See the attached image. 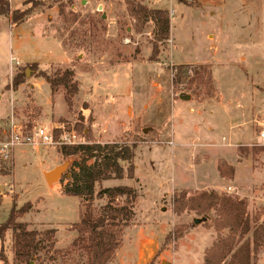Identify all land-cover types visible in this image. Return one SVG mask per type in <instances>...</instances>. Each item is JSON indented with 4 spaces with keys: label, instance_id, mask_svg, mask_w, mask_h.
<instances>
[{
    "label": "rangeland",
    "instance_id": "rangeland-1",
    "mask_svg": "<svg viewBox=\"0 0 264 264\" xmlns=\"http://www.w3.org/2000/svg\"><path fill=\"white\" fill-rule=\"evenodd\" d=\"M28 1L10 0L15 9L35 7L29 23L17 29L11 19L0 20V120L9 114L1 123L0 140L14 120L27 131L66 123L81 136L82 144L136 145L135 176L131 179L126 172L124 178L139 196L136 219L124 229L122 244L108 264H204L207 251L228 230L216 229V210L198 215L176 207V201L180 208L201 193L215 192L242 202L251 225L264 224V0H208L204 7L200 0H75L73 4L35 0L38 3L25 6ZM138 6L170 13L167 41L158 42L155 24L133 14ZM43 24L47 34L63 44L72 67L35 70L11 63L13 54L36 51L40 58L53 54L54 49L32 35ZM154 45L159 49L156 54ZM67 69L81 83L78 98L88 103L74 104L73 99L69 105L61 89L52 115L50 85L39 84L36 94L42 113L29 81L39 72L54 76ZM18 74L24 75L26 86L17 93L12 81ZM102 75L111 76L109 89L102 87ZM182 96L204 105L194 113L188 106L176 112L174 103ZM213 110L215 143H207V148L202 145L207 129L195 134L196 122L188 115ZM174 127L175 138L189 143L179 160L168 149L176 142ZM58 150L60 146H18L8 160L0 155V226L14 206L20 210L31 204L19 222L38 232L55 230L57 238L54 249L45 240L34 264H88L86 252L73 245L79 236L73 227L86 206L59 188L70 181L78 158H64ZM58 165L66 166L62 180L49 185L46 171ZM218 176L223 180L220 185ZM123 184L108 180L97 184L96 191ZM107 201H94L90 210L96 217ZM123 203L120 199L118 204ZM196 220L200 222L195 225ZM0 241L7 264H14L12 231ZM257 264H264V247Z\"/></svg>",
    "mask_w": 264,
    "mask_h": 264
},
{
    "label": "trees",
    "instance_id": "trees-1",
    "mask_svg": "<svg viewBox=\"0 0 264 264\" xmlns=\"http://www.w3.org/2000/svg\"><path fill=\"white\" fill-rule=\"evenodd\" d=\"M73 1L75 0H68L70 4H73ZM31 2L38 3L29 0L24 5ZM34 8L12 10L10 0H0V16L10 18L14 26L24 23L34 12ZM133 14L155 24L158 42L169 39L171 19L168 11L138 6L137 10H133ZM158 50L157 45H154L155 54L159 52ZM30 66L35 70L39 68L37 64ZM23 76L18 74L13 78V89H18L24 83ZM74 76V71L67 69L57 71L54 76L39 72L37 77L45 79L53 95L63 89L65 99L70 105L79 92ZM135 150L136 145L130 146L128 143L120 142L104 144L92 142L60 147L59 152L64 158H78L70 170V181L63 186V194L80 198L86 206V211L81 212L80 222L73 227L79 233L73 245L81 247L86 252L88 264H108L113 260L122 244L124 229L129 227L135 218L134 206L139 196L134 188L118 186L101 188L98 193L96 191L97 184L108 180H122L126 172L129 178H134ZM125 165H128L127 169ZM221 174L224 175L222 170ZM103 198H107L108 201L103 206L102 214L96 217L90 207L96 199ZM120 199H124L122 205L118 204ZM176 207L179 211L185 208L193 210L198 215L216 210L218 214L216 229L219 232L228 230V234L224 237L219 235L218 241L207 251L204 264H257L259 253L264 247V224L253 227L242 202L212 192L192 197L180 208L176 201ZM31 209V204L20 210H16L14 206L7 222L0 226V239L5 237L7 231H12L14 264L34 263V257L39 256L45 249L43 244L46 239L54 249L55 230L30 231L28 225L17 222L18 218ZM0 261L7 264L3 248L0 251Z\"/></svg>",
    "mask_w": 264,
    "mask_h": 264
},
{
    "label": "crops",
    "instance_id": "crops-1",
    "mask_svg": "<svg viewBox=\"0 0 264 264\" xmlns=\"http://www.w3.org/2000/svg\"><path fill=\"white\" fill-rule=\"evenodd\" d=\"M200 2H202V5H203L202 7H204V6H206V4L210 3L208 0H200ZM11 9L12 10H18V9L13 8L12 6H11ZM32 14L28 17V19L24 23H22V25L29 23V21H30L29 19L32 16ZM211 15H215V14L212 12ZM4 19L8 21V19H10V18L4 17V16H0V20H4ZM19 26H16V28L18 29ZM13 27L14 26H12V29H13ZM36 29L37 30L36 31H33L32 35L36 39H39L41 44H44V45H46V46L51 47L52 49H54L53 50V54L46 53L42 58H40L38 56V54H37L36 51L35 52L26 53V54L19 53L17 56H15V54H13V56L11 57V63H14L12 59H16L20 63V65L37 64L41 68H47V67H50L52 65H54V66L55 65L56 66H61V67H72L71 58L67 54V52L65 51V49L63 47V44L54 35L47 34V32L45 31V24L37 27ZM19 51H20V49H19ZM54 57H56L57 59H54ZM203 63H205V62H203ZM203 63H198V64H203ZM186 64H196V63H186ZM12 65H11V73H12V69H13ZM77 77H78V75H77ZM110 77L111 76H105V75H102V77H100V81H101V79H103V82L102 83H104L103 85L101 84L102 87L105 86V87H108V89L110 88L109 87L110 86L109 85V83H110L109 78ZM123 78L124 77L121 74L119 76L120 81H122ZM76 80L79 82L78 79H75V82H76ZM29 82H31L30 84H33V86H34L33 96L36 99V106L43 113V108L41 106V102L39 101V97L36 94V91H37V87L39 86V84L43 85V84H48V83L43 78L42 79L33 78L32 81H29ZM25 86H26V84H22L19 87V90L17 91V93L18 92H21L23 90L22 88H24ZM48 86H49V84H48ZM80 87H81V83L79 82V91H80ZM49 88H50V86H49ZM93 88L95 89V81H94V84H93ZM114 89H116V88H114ZM99 90H100L99 92H104L103 88L101 89L100 86H99ZM129 91H130V89L128 90V93H129ZM90 92L92 93L91 90H88V93H90ZM110 92H112V89H110ZM58 93L61 94V90L59 92H57L55 95H53L52 94V91H51V88H50V104L52 106V115L55 113V106H54L55 105V102L54 101H55L56 97H58ZM78 95H79V92H78V94L74 98V104H75V101L77 103H79V100H82V99H79L78 98ZM126 95H128V94H126ZM63 98L65 99V96H63ZM82 102L85 103L86 101L82 100ZM86 103H88V102H86ZM193 104L195 105V108L194 109H192ZM203 105H204L203 102H197V101H194L191 98L188 99V100L182 99V101H175V103H174V109L173 110L177 112V111L181 110L182 108H186L188 106V108L191 109V112L194 113L195 112L194 111L195 109L200 108ZM212 106L215 107V104H213ZM68 110H69V108H68ZM8 115L9 114H6L0 120V126H1V123H2L3 119L6 116H8ZM178 116H180V114ZM178 116H176V118H173V123L174 124H175V122L177 124V122L179 120V118H177ZM45 118H46V116H45ZM188 118H190L192 121L196 122V124L194 123V125H193L194 126L193 127V131H195V134H197L199 131H203L204 129H207V132H204L203 131L204 133H207V134H204V138L205 139L203 140V144H202L203 146H206L207 148H209L208 147L209 144L215 143V135L213 134L214 133V128H215V110H213V112H210L209 114L204 113L203 115L199 114V112H198V114H195V115H188ZM176 124L174 126H176ZM173 133H174V140H176V142L174 141V146L173 147H169L168 149H170V156L173 159H175V160H179V159H181L182 157H184L186 155V153H185L186 152V148H184V147L186 145L189 146V143L188 142L186 143V142L182 141L181 139H179V137H178V139L175 138V133H176L175 127H174ZM209 133H211V134H209ZM176 136H177V134H176ZM207 143H209V144H207ZM207 148H204V149H207ZM207 150L210 151V152L212 151V149H207ZM163 151L166 152V149H163ZM135 152H136V150H135ZM198 152H200V150ZM57 167H60V166L58 165L56 167H52V168L48 169V171H46V173H49L50 171L56 169ZM217 178H218V185H220L223 182V180L219 176ZM115 181H119L121 183H126V184L119 185V186H132L131 184H127L128 182L126 181V179L115 180ZM104 182H103V185H104ZM116 187H118V186H116ZM59 188H60V192L63 193V186H60ZM175 188H177V187L175 186ZM20 218L17 219V222H19ZM135 219H136V216H135ZM19 223H23V222H19ZM23 224L28 225V230L35 231L32 227H30V225L28 223H23ZM55 239L57 240L56 237H55ZM2 248H3V244L1 243V250H2ZM57 248H58V245H57ZM0 263L3 264L2 261H0ZM32 264H34V263H32Z\"/></svg>",
    "mask_w": 264,
    "mask_h": 264
},
{
    "label": "built area",
    "instance_id": "built-area-1",
    "mask_svg": "<svg viewBox=\"0 0 264 264\" xmlns=\"http://www.w3.org/2000/svg\"><path fill=\"white\" fill-rule=\"evenodd\" d=\"M171 2H173L171 0ZM174 11L171 12V16ZM17 65H20L16 59H12ZM58 133V135H57ZM4 140H0V155L4 160H8L13 150L18 146H31L35 149L50 146H75L80 145L81 136L70 129L66 123H60L53 128H35L27 131L21 126H17L15 121H10L8 129L3 132ZM264 138V134L262 135ZM232 191V188H229Z\"/></svg>",
    "mask_w": 264,
    "mask_h": 264
},
{
    "label": "water",
    "instance_id": "water-1",
    "mask_svg": "<svg viewBox=\"0 0 264 264\" xmlns=\"http://www.w3.org/2000/svg\"><path fill=\"white\" fill-rule=\"evenodd\" d=\"M104 19H106V15H104ZM182 99L188 100L190 99L189 96H182ZM66 171V166L62 165L60 167H57L56 169L50 171L49 173H47L46 175V179L49 185L54 184L55 182H58L61 178L63 173ZM199 220H196L195 223L199 224Z\"/></svg>",
    "mask_w": 264,
    "mask_h": 264
}]
</instances>
